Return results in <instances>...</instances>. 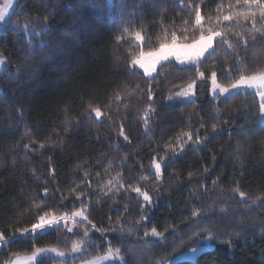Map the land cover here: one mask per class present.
<instances>
[{
	"label": "trees",
	"instance_id": "16d2710c",
	"mask_svg": "<svg viewBox=\"0 0 264 264\" xmlns=\"http://www.w3.org/2000/svg\"><path fill=\"white\" fill-rule=\"evenodd\" d=\"M4 1L0 0V8ZM184 4H200L207 27L209 22L216 26L218 15L228 14L235 0H184ZM179 5L180 0L17 1L0 29L5 61L0 73V230L12 236L43 211L70 212L73 204L79 207L76 194L81 192L89 219L105 229L101 234L87 225L92 237L89 258L102 255L110 241L113 249H122L128 264H165L208 242L212 248L195 261L176 264H264V205H260L264 123L254 119L258 98L242 92L213 100L209 91L213 71L218 82L226 84L230 81L225 78L238 76L241 68L250 72L264 67V21L257 15L256 27L261 31L254 30L251 21L241 20L239 26L235 19L221 21L219 26L233 47L214 45L215 51L200 68L205 73L202 80L195 68L181 71L174 61L159 65L151 83L154 101L149 102L145 82L149 78L131 69L129 61L141 49L158 46L166 32L170 36L175 30L189 38L199 35L191 25L185 33L184 21L194 20V13ZM218 5L223 6L219 12ZM135 31L142 33V43L132 39L130 33ZM121 34L124 39L118 41ZM192 79L196 87L191 100H168ZM153 103L145 127L143 113ZM90 106H99L106 115L100 121L89 119ZM121 126L128 140L119 135ZM182 132L193 137L183 151L176 143ZM197 136L199 145L194 143ZM153 156L165 157L159 183L151 168ZM117 172L125 187L116 185L105 195L101 189L109 187ZM130 185L152 196L144 213L147 220L140 216L144 201L140 197L136 202ZM237 186L246 193V203H235L240 199L233 192ZM197 206L201 215L213 218L217 234L240 233L231 247L204 239L205 232L193 235L192 211ZM221 206L228 211L221 213ZM152 227L167 239L145 237ZM74 231L82 238L84 226ZM75 239L61 227L40 234L36 246L70 248ZM98 246L100 251H93ZM32 248L31 238H18L0 252V264ZM42 259L53 264L56 258Z\"/></svg>",
	"mask_w": 264,
	"mask_h": 264
},
{
	"label": "snow or ice",
	"instance_id": "6c2138e0",
	"mask_svg": "<svg viewBox=\"0 0 264 264\" xmlns=\"http://www.w3.org/2000/svg\"><path fill=\"white\" fill-rule=\"evenodd\" d=\"M160 3H167V0H159ZM173 6H176L175 4ZM180 8L184 10L185 8L194 13V20H185V33H187V26L191 25L196 30L199 31L198 36H192L189 38L187 34L178 35L174 30L171 32L170 36L168 33H165L163 40L158 44V46L153 48H148L147 51L141 49L136 53L131 60L129 61V67L131 69L139 68L143 72V76L149 78L145 82L149 84V91L147 93V100L149 102L154 101V89L151 87L153 78V73L157 71V66L162 62L175 60L177 65H180L181 71H191L193 68L196 70V76L199 79H204L205 73L200 71L203 63L206 62L207 57H210L215 51L214 45L218 42L226 44L229 48L233 47V41L229 40L226 35V30L221 28V21H232L236 20L237 25L239 26L240 21H251L253 29H257L256 17L259 15L261 21H264V0H235V5L230 4V11L228 14L221 13L217 17V25L213 26L210 22L207 27L204 26V17L202 15V6L200 4L192 5L184 4V0H180ZM8 7V4L5 3L2 8H0V19L3 18L4 11ZM222 5H218V12L222 8ZM163 11V10H162ZM128 31V29H125ZM132 39L136 40L138 43L143 42L142 33L140 31H135L130 33ZM239 36V33H236ZM261 36L264 37V31H261ZM116 39L123 40L124 35L121 34L116 37ZM252 39L255 41L256 37L253 36ZM244 48L247 50L248 41L246 38H243ZM264 43V41H262ZM236 45H239V40L235 41ZM212 50L211 52L209 50ZM207 54V56H206ZM4 63V56L0 54V64ZM234 67V66H233ZM211 88L210 95L213 100H219L221 97L226 95L231 97L233 95L240 94L242 90H246V94H253L254 97L258 98V116L254 117L257 121L264 120V67H258L250 72L248 69L241 68L240 74L236 77L228 76L225 79L229 80L230 83L222 84L218 82L217 72L213 71L211 73ZM196 79H192L187 83L186 87L182 88L180 91L176 92L173 95H169L168 100H173L174 98H184L186 100H191L195 95ZM115 99L120 101L122 99L120 94H117ZM256 105V99L253 100V106ZM154 108V103L150 104L149 109H146L143 113V121L145 127L148 125V119L150 118V111ZM22 114V110H20ZM106 115L102 112V109L99 106H90L88 109V118L91 119L93 116L97 121L101 120V117ZM215 131V127L213 128ZM119 135L125 140H128V136L125 133L124 127L121 126ZM181 137H187L186 140ZM193 137L189 132H182L180 136L177 137L176 143L181 147V151L184 150V145L189 141H192ZM195 144L199 145L201 143V138L196 137ZM24 147L27 149L28 145L25 144ZM41 148L44 147L43 144L40 145ZM174 152L175 149L173 148ZM165 157L153 156L151 159V168L154 170L155 181L159 183L162 178V167L164 166L163 162ZM209 170L206 168L205 172ZM123 177L120 173L117 172L116 176L112 177L108 181L109 187L107 189L102 188L101 192L107 193L112 192L113 188L116 185L123 188L125 185L121 183ZM141 179H147V177H141ZM115 181V184L113 183ZM215 184V182H214ZM131 191L136 193V202L140 203L139 198L142 197L144 203L141 204L142 212L140 213L142 220H147V216L144 214L147 207L152 205V196L150 193L142 189L141 187L130 185ZM49 190L44 189L45 196L48 195ZM234 194H237L240 199L235 201V203H246V193L242 191L239 186L233 188ZM83 193L77 192L76 200L80 202L79 207H76L73 204L72 210H48L43 211L42 214H38L34 222L29 226L23 228H17L12 236H8L5 232L0 230V252L4 248H10L11 244L19 239L27 240L31 238L33 241V248L30 253H24L23 255L19 253H14L15 259L8 258L4 261V264H44L43 259H38L42 257H47L48 259L53 260V264H76V261L79 260L81 264H116V261L119 259L120 264H128V261L124 260L121 255V248L117 247L113 249L111 247L110 241L109 246L103 252L102 255H96L93 258L91 257V252L88 250V245L92 242V237L89 235L88 224H91V229L96 232L104 233L105 229L97 227L89 219L88 215V205L84 203L81 199ZM253 205H256V200L252 201ZM260 205H264V199L260 200ZM37 209L41 206L39 204L34 205ZM67 207V206H65ZM219 211L221 213H226L228 211L227 207L221 206ZM192 217L195 218L194 223L196 225L193 235H199L200 232L207 233V236L204 239L212 240L217 239L220 243L228 244L230 247L232 245V239L239 237L240 233L233 231H225L223 233L217 234L216 228L217 224L213 223V218L201 215V210L197 206V210L192 211ZM76 226H84V232L82 238L80 233L74 231ZM64 228L66 233H72L73 236H76L77 239L72 240L71 247H58V246H45L40 247L36 246V240L38 236L42 233H45L49 230L55 229L59 231L60 228ZM132 231L131 229L129 230ZM176 231V229H174ZM264 232V229H262ZM145 237H154L157 239L166 240L167 237L164 233L158 231L156 227H152L149 231L144 232ZM71 239V237H66ZM107 241L105 237L102 243ZM145 247L148 245L145 244ZM193 252L196 251V248L191 249ZM93 251H100V246Z\"/></svg>",
	"mask_w": 264,
	"mask_h": 264
},
{
	"label": "rangeland",
	"instance_id": "374dc122",
	"mask_svg": "<svg viewBox=\"0 0 264 264\" xmlns=\"http://www.w3.org/2000/svg\"><path fill=\"white\" fill-rule=\"evenodd\" d=\"M17 1L18 0H6L2 4L1 8L4 6L5 3L8 4V7L4 11L3 18L0 19V29L2 28V26L4 25V23L6 22V20L11 15L13 9L16 6ZM209 51H211V49ZM171 61H174L175 62V60H170V61L162 62L161 64H164L166 62H171ZM4 68H5V61H4L3 64H0V73H2V71L4 70ZM136 69H138V70H140L142 72L141 69H139V68H136ZM154 74H155V72L153 73V75ZM210 88H211V82H210ZM209 91H210V89H209ZM242 92H246V90H242L240 93H242ZM210 97H211V95H210ZM225 97H227V95ZM260 122L261 123H264V120H260ZM195 248H196V251L195 252H193L192 250L186 251V252H184V253H182V254H180V255L172 258L170 261L166 262L165 264H176V263H178L180 261H195L199 254H201L204 251L210 250L212 248V246L208 242H206L204 245L198 246V247H195ZM77 264H81V263H77Z\"/></svg>",
	"mask_w": 264,
	"mask_h": 264
},
{
	"label": "water",
	"instance_id": "95a60500",
	"mask_svg": "<svg viewBox=\"0 0 264 264\" xmlns=\"http://www.w3.org/2000/svg\"><path fill=\"white\" fill-rule=\"evenodd\" d=\"M42 258H44V257H42ZM42 258H38V259H42ZM15 259V258H14Z\"/></svg>",
	"mask_w": 264,
	"mask_h": 264
}]
</instances>
